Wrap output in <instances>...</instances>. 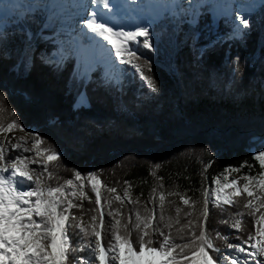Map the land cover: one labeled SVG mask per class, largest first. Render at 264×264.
I'll return each mask as SVG.
<instances>
[{
	"label": "trees",
	"instance_id": "trees-1",
	"mask_svg": "<svg viewBox=\"0 0 264 264\" xmlns=\"http://www.w3.org/2000/svg\"><path fill=\"white\" fill-rule=\"evenodd\" d=\"M188 19L165 16L152 28L153 49L138 46V63L154 80L156 91L127 68L117 82L102 66L86 79L75 56L59 67L45 63L58 46L41 31L44 11L28 13L27 20L13 18L0 33V123L7 128L17 120L22 131L45 138L43 148L53 145L62 154L58 162H48L50 181L37 164L42 181L56 186L72 178L74 169L98 173L109 228L102 233L105 244L112 240L113 217L107 212L117 210L114 219L121 221V234L124 225L136 223L139 212L165 234L170 232L175 243H188L193 231L199 235L204 193L207 189L212 198L214 178L237 168L246 175L261 172L254 153L264 151V6L236 39L230 38L234 25L229 19L215 26L208 6L195 24ZM82 93L88 103L76 107ZM41 151L35 159L46 161ZM126 187L129 198L116 200L117 192ZM86 192L90 200L83 199L82 207L72 213L85 227L96 223L99 230L101 207L90 187ZM248 199L244 194L232 205L209 204L206 231L216 248L230 233L244 244L255 232L260 209L249 215ZM237 220L241 227L233 230ZM70 235L76 246L79 231L72 228ZM136 236L133 231L134 242ZM185 252L190 255L189 249ZM77 256L85 257L86 251L74 253L72 264Z\"/></svg>",
	"mask_w": 264,
	"mask_h": 264
},
{
	"label": "snow or ice",
	"instance_id": "snow-or-ice-1",
	"mask_svg": "<svg viewBox=\"0 0 264 264\" xmlns=\"http://www.w3.org/2000/svg\"><path fill=\"white\" fill-rule=\"evenodd\" d=\"M90 3L93 9L87 12L84 18L78 10L83 5L78 4L77 0H49L44 6L48 14L49 26H57V36L61 34L72 36L76 33L77 27L79 28V35L75 38V50L86 66L93 58L98 57L100 59L97 62H103L106 56L115 69L111 78L118 81L119 76L123 75L124 68H127L139 74L148 87L156 91L154 80L145 75L143 67L138 63L140 59L138 46L153 49L150 28L152 19L142 20L138 24L117 23L113 19V16L119 18L122 12L135 13L139 7L136 5V0H90ZM133 5L136 7H132ZM204 7L206 0H187V2L165 0L162 10L165 16L176 20L190 17L187 22L195 24ZM32 8L31 3H24L23 0H0V33L6 31L2 21L6 9L24 11L25 16L22 19L27 20V14ZM237 20L239 23L233 30L231 39L239 38L243 34L242 29H247L249 25V20L243 15L238 16ZM84 39L88 41L87 44L83 43ZM58 43L59 47L52 52L49 59L44 61L57 67L67 59L64 43L62 41ZM85 101L86 97L81 94L78 103L83 105ZM2 111L3 108L0 107V112ZM14 127L24 130L17 120H13L7 128L0 123V132L12 131ZM33 136L34 149L39 146L47 156L46 161L31 160L19 154L9 157L3 142H0V264H72L70 258L80 251H87L88 255L75 257L74 264H218V261L209 255V250L220 251L214 246L206 231L210 214L209 204L212 203L216 207L221 203L232 205L236 197L246 194L249 199L245 207L252 209L249 215L255 216L258 209H264V198L259 197L253 188L255 185L256 189L264 191V151H259L254 153V159L259 163L261 172L258 176L243 177L246 182L242 187L239 186L238 180L220 185V178H214L213 182L218 185L214 190L215 199L209 196L206 189L202 212L204 222L199 235L193 231L188 243L183 245L175 243L170 232L165 234L163 228L153 224L151 217L142 218L139 212L136 213V223L131 224V227L124 225V232L121 234L119 228L121 221L114 219V215L118 214L117 210L115 214L113 211L107 212L109 217H113L110 228L112 240L105 244L102 233L109 231V228L105 225L98 173L82 174L74 169L72 178L56 186L42 181L40 175L35 174L30 168V164H40L50 181L53 175L48 170V162H58L62 154L53 145L43 148L45 138L37 133H33ZM23 143L21 139L20 143L12 144L11 150L18 151ZM39 149L36 152L37 156ZM23 151L30 152L33 149L24 148ZM156 167L160 166L156 165ZM232 170L239 171L238 168ZM125 184L129 182L125 181ZM89 187L95 194V203L101 207L99 230L96 223L85 227L72 213V209L82 207L83 199L90 200L86 192ZM226 189L231 191L225 192ZM108 191L114 193L116 189L109 188ZM124 197H128L127 189ZM115 199L123 202V198L119 195ZM159 199L162 206L165 199L163 193L160 194ZM181 199L184 204L189 203L188 199L183 197ZM78 200L80 203H77ZM253 200H257L258 203L254 204ZM176 212L179 213L180 208H176ZM92 219L96 221L95 216ZM129 219L131 222V218ZM159 219L163 221V215ZM164 227L170 228L171 225L165 224ZM234 227L240 229L241 222L237 220ZM254 227L255 232L250 233L248 239L243 241L244 244H248L255 240L251 245L254 251L249 254L253 258L264 256V213L254 220ZM72 228H76L80 233V240L76 246L72 244L70 235ZM133 231L137 233L135 242L132 239ZM216 235L218 238L221 237L218 232ZM156 236L160 239H153ZM222 238L227 240V237ZM227 248L235 255L222 257L225 264L229 261L230 264H237L239 254L246 252V248L242 245L228 244ZM186 249L190 250V255L185 252ZM241 264H248V260L245 259ZM257 264L260 262L257 261Z\"/></svg>",
	"mask_w": 264,
	"mask_h": 264
},
{
	"label": "rangeland",
	"instance_id": "rangeland-1",
	"mask_svg": "<svg viewBox=\"0 0 264 264\" xmlns=\"http://www.w3.org/2000/svg\"><path fill=\"white\" fill-rule=\"evenodd\" d=\"M157 2V7L158 10L157 12L154 13H147V14H142V12L140 13L139 16H136V18H139L141 16L140 20L134 19L136 21V23L134 22L133 24H138L140 23L142 20H146L151 18L152 19V24L156 21H158L164 14H163V10H162V5L164 4L165 0H155ZM24 3H31L33 5L32 10H42L45 12L46 15V22H45V26H43L45 29H41V31L46 30L48 32L47 37L52 38L57 46L59 47V41H62L64 44H66V42H64L66 40V37L68 35H56V27L57 26H49L48 24V14L45 11V5L47 3H49V0H23ZM206 3L211 5V11L212 14L214 16V20L218 21L220 18L222 19V16H218L217 12L220 10V8H222L224 10L223 15L227 14L229 15V17L227 15H225L229 21L234 25V29L237 26V24L239 23V21L237 20V17L240 15L245 16V18L248 19V17L250 16V14H252L254 12V10L261 5V3H264V0H249L248 2H242L240 0H220L219 2H216L215 0H206ZM79 4L84 5V1H80ZM91 5V3H90ZM247 6H249V10H247ZM25 13L24 11H19L17 12L15 9L9 10L7 13V16H3L2 17V21L3 24L6 25L8 23V20H11L12 17H24ZM125 15L123 12L121 13V16L119 18H116L115 16H113V19L116 20L117 23H125ZM143 16V17H142ZM165 17V16H164ZM152 24L150 25L151 31H152ZM245 29H242V32H244ZM79 35V28L77 27V31L76 33H73V35L71 37H67L68 42L70 41L71 45L70 48L75 46V37H77ZM85 40V39H84ZM74 44V45H73ZM65 47V45H64ZM66 49V47H65ZM67 58L71 57V56H76L77 61H78V65L80 68V73H82L83 75H90L92 72H94V70H96V68L98 66H102V68L104 69V73L106 76L110 77L111 74L115 71L114 68H112L111 70H109L108 66H109V62L107 57L105 56L103 58V62H99L98 64H96L95 66H91L90 63L86 66L85 62L81 59V57L77 54L75 49H71L69 51H67ZM51 57V55L49 56V58ZM124 67V66H121ZM92 69V70H91ZM120 77V76H119ZM121 80V78H120ZM120 80L118 82H120ZM83 95H85L83 93ZM86 96V95H85ZM81 97V96H80ZM88 103L87 97H86V101L83 105H86ZM81 106L79 103L78 105L76 104V107ZM21 139H23L24 143L21 144V147L18 151H14L11 150V145L12 144H18L21 142ZM34 136L32 135V133H26L24 131H17L13 128L12 131H6L4 133L0 134V142H3V147L6 150V154L9 157H12L16 154L22 155L23 157L29 158L31 160H35V157H37V150L39 149L38 146H36V149H34ZM24 148H28V149H33V151L30 152H24L23 149ZM42 154L41 149H39V155ZM30 168L34 170L35 174L40 175V178L42 180V174H41V170L39 165L37 166V163H33L30 164ZM243 170L239 169V171H233V170H228L225 171L224 174L220 177V185H223L226 182H230L231 180H238L239 183L244 184L246 181H244L243 177L247 176L246 174H244L242 172ZM250 176H258L257 175H250ZM225 177H227V179H225ZM218 187V185L216 184L214 190ZM254 191L257 192V194L259 195V197L264 198V191L256 189L255 185H253ZM127 189L128 191V197H124V192ZM214 190L212 192V199H215V195H214ZM231 191V189H226L225 192H229ZM117 195L121 196L122 198H129V188H124L121 191L117 192ZM223 195V194H221ZM254 204L258 203L257 200H253ZM264 209H260L258 212L264 213L263 211ZM259 218V217H258ZM233 230H237L234 225H231ZM227 237V240L224 239L223 242V246H221L219 249V252H216V254H212L209 253V255H211L213 257V259L216 257L218 258L220 261L218 264H225V261L222 259V257L224 256H228V257H232L235 255V253L231 250L227 248L228 244H233V245H242L243 247L246 248V252L245 253H241L239 254V260L237 262V264H241L242 261H244L245 259L248 260V264H257V261H259L260 263L262 262L263 258L261 257H255L253 258L252 256H250L249 254L252 253L254 251V249L252 248V244L255 243V240L252 241V243L250 244H239L234 240V234L230 233ZM94 242V239H93ZM88 255V252L86 251V256ZM215 260V259H214ZM228 264H230V261L228 262Z\"/></svg>",
	"mask_w": 264,
	"mask_h": 264
},
{
	"label": "bare ground",
	"instance_id": "bare-ground-1",
	"mask_svg": "<svg viewBox=\"0 0 264 264\" xmlns=\"http://www.w3.org/2000/svg\"><path fill=\"white\" fill-rule=\"evenodd\" d=\"M42 1H44V0H42ZM80 1H84V5L82 8H79L78 10L80 11L81 16L86 18V13L92 11L93 6L90 5V0H77L78 4L80 3ZM215 1L220 3V0H215ZM240 1L248 2L249 0H240ZM186 2H187V0H186ZM136 5H138L139 7H137V10L135 13L128 12L125 15V18H126V19H124L125 23H129V24H133L134 22L136 23V21L134 19L140 20L141 16L139 18H136V16H139L141 12H142V14H144V13L147 14V13L157 12V10H158L157 2L155 0H136ZM136 5H133L132 7H136ZM247 10H249V6H247ZM8 11L9 10L6 9L3 16H7ZM223 13H224V10L222 8H220V10L217 12L218 16H220V15L222 16ZM67 37H71V36H67ZM67 37H66V40L64 41V42H66V44H64V45H65L67 51H69L71 49H75V46L70 48L71 43H70V41L68 42ZM83 43L87 44L88 41L85 39V40H83ZM68 44H70V45H68ZM99 59L100 58H98V57L93 58L90 61V65L95 66L96 64L99 63V62H97ZM108 62H109L108 68H109V70H111L113 68L112 63L110 60H108ZM83 96L86 97L85 95H83ZM259 257L263 258V260L260 264H264V256H259Z\"/></svg>",
	"mask_w": 264,
	"mask_h": 264
},
{
	"label": "water",
	"instance_id": "water-1",
	"mask_svg": "<svg viewBox=\"0 0 264 264\" xmlns=\"http://www.w3.org/2000/svg\"><path fill=\"white\" fill-rule=\"evenodd\" d=\"M77 105H78V103H77Z\"/></svg>",
	"mask_w": 264,
	"mask_h": 264
}]
</instances>
